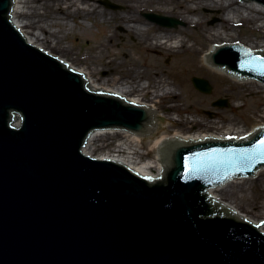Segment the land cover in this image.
I'll list each match as a JSON object with an SVG mask.
<instances>
[{"label": "water", "instance_id": "95a60500", "mask_svg": "<svg viewBox=\"0 0 264 264\" xmlns=\"http://www.w3.org/2000/svg\"><path fill=\"white\" fill-rule=\"evenodd\" d=\"M0 264H264V0H0Z\"/></svg>", "mask_w": 264, "mask_h": 264}]
</instances>
